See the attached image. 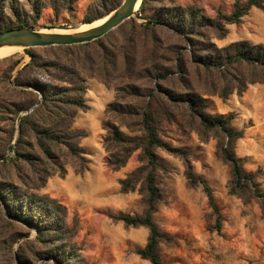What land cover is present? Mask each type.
Listing matches in <instances>:
<instances>
[{
	"label": "rangeland",
	"instance_id": "rangeland-1",
	"mask_svg": "<svg viewBox=\"0 0 264 264\" xmlns=\"http://www.w3.org/2000/svg\"><path fill=\"white\" fill-rule=\"evenodd\" d=\"M0 1L2 21H14L18 15L38 29L74 30L86 25V18L98 13L91 5L95 0H72L69 7L65 0ZM238 1L245 4L247 0H148L145 13L140 14L139 7L129 23L114 29L102 43L113 51L132 40L130 48L136 60L149 58L154 45L159 46L158 53L162 58L158 63L164 70L175 72L170 81L163 82V86L186 94L195 92L202 95L205 110L213 116L233 115L232 124L244 131V136L236 142V154L244 167L255 173L256 184L264 192V82L249 83L243 92L235 89L223 97L220 95L222 88L236 84L235 77L239 73L253 76L250 68L232 69L224 80V75L208 72L196 60L199 59L197 56L207 57L218 52L216 49L221 50L240 41L264 45V11L261 8L251 7L240 22L223 21L224 16L232 14ZM174 8L196 9L205 19L194 23L190 34L189 30L178 26L176 29L158 27L150 35L136 26L145 24L146 16L165 17ZM213 20L220 21L222 26L219 30L210 25ZM34 48L30 50L35 51L37 63L61 64L55 56L62 51ZM94 48L89 50L94 51ZM33 56L32 52L27 55L19 50L0 59V148L6 151L0 160L16 155L20 120L26 111L17 118L16 114L10 113L13 109L1 107L4 101L1 98L5 94L7 100L18 99L16 91L21 88L36 91L35 87L20 86L16 81L18 71ZM19 58L21 62L14 68ZM180 64H183L184 72H176L175 68ZM57 66L49 72L59 74ZM47 74L41 72L44 79H48ZM85 84L90 89L88 101L93 106L99 99L94 92L98 84L90 79ZM104 92L110 96L103 104L111 99L113 87H104ZM185 106L179 105L172 119L162 121L159 127V134L166 143L185 152L184 157L164 148L157 149L162 162L156 171L157 182L163 197L157 204L153 219L161 231L171 237L170 241L159 244L163 264H264V198L254 196L253 191H243L239 195L230 192L231 166L218 150L222 136L199 129L195 120H186L188 112ZM94 117L95 113L91 120H76V126L87 132L81 143L86 151L87 168L82 172L76 171L75 159L69 160L64 175L55 173L43 187L32 191L49 196L65 208L66 224L74 232L71 241L86 264H152L137 253L148 243L149 228L127 225L117 219L119 216H141L145 211L142 181L130 191H123L122 187V181L128 174L142 166L141 150L134 152L124 167L117 170L110 167L107 163L109 153L104 147L107 132L102 125L108 116L102 110L98 120ZM15 126L18 129L14 140L10 141ZM121 129L135 134L126 127ZM185 158L193 173L203 178L212 189L222 214L220 230L217 227L218 215L209 203L204 185L192 184L187 176ZM3 169L0 171L10 172ZM3 219L14 222L23 234L14 244L16 250L21 243L38 235L35 225L8 212L6 202L0 196V255L11 254V245L2 244L5 236L1 226ZM44 262L47 261L40 260L38 264ZM49 262L58 264L52 259Z\"/></svg>",
	"mask_w": 264,
	"mask_h": 264
},
{
	"label": "trees",
	"instance_id": "trees-1",
	"mask_svg": "<svg viewBox=\"0 0 264 264\" xmlns=\"http://www.w3.org/2000/svg\"><path fill=\"white\" fill-rule=\"evenodd\" d=\"M65 1L69 7L72 0ZM147 3L148 0H142L140 14L147 11ZM120 4V0H95L91 5L98 13L86 18L84 22L92 23L111 13ZM253 6L264 11V0H247L245 4L238 1L232 14L222 19L226 23L240 22ZM1 9L0 1V14L3 11ZM146 18L145 24L136 26L147 34L152 35L158 27L176 29L178 26L189 30L190 34L192 25L205 19V16L196 9L174 8L165 17ZM15 19L4 22L0 18V32L33 27L18 15H15ZM130 20L132 18L124 23H129ZM210 25L216 30L222 26L220 21L217 23L215 20ZM111 32L88 43L39 47L62 51V54L55 56L60 60L59 66L54 63H37L35 51L30 50L34 55L32 60L18 71L17 84L39 89L43 98L38 106L21 117L20 134L15 145L16 155L0 160V169L10 171H0V196L6 202L8 212L23 222L35 225L38 235L35 239L21 243L16 250L14 244L23 234L17 230L14 222L3 219L1 226L5 236L2 244L11 245V254L0 255V264H38L40 260L47 261L43 264H50L51 259L58 264H86L71 241L74 232L66 224L65 208L49 196L32 190L43 187L55 173L64 175L69 160L75 159L76 171L82 172L87 168L86 151L81 146L87 133L75 126V117L80 110L88 109L84 99L87 92L85 81L88 78H97L108 86H114L116 90L115 100L106 107L108 120L102 123L107 132L104 147L109 153L108 165L115 170L120 169L128 163L134 152L141 150L142 166L128 174L122 181V187L123 191H130L142 181L145 211L141 216L117 217L127 225L149 228L147 245L137 250L141 257L152 264H163L159 244L161 241L171 240L153 219L157 204L163 197L157 182L156 171L162 166L157 149L164 148L176 155H185L182 149L171 147L159 134L160 123L171 120L181 104L186 105V120H195L199 129L205 132L214 131L222 136L218 150L231 166L230 192L239 195L243 191H253L254 196L264 198V192L256 184L255 173L248 171L236 154V142L244 136V131L232 124L233 115L213 116L205 110L206 104L202 95L165 88L163 82L170 81L175 72L164 70L162 64L158 63L162 58L158 53L159 46L154 45L151 56L142 60H136L132 55V40L113 51L103 46V39ZM94 46V51H90L89 48ZM216 50L218 52L207 57L197 56L199 59L196 60L208 72L224 75V80L232 69L249 67L253 74L247 77L239 73L235 77L236 84L222 88L220 95L227 97L235 89L243 92L249 83L264 82L263 44L240 41ZM20 62L21 58L15 62L14 68ZM55 66L58 67L59 74L53 75L49 71L51 68L55 69ZM175 69L176 72H184L183 64L177 65ZM42 71L48 73V79L41 76ZM16 92L18 99L14 100H7L4 94L1 107L13 109L10 113L19 118L22 111L30 110L39 102L41 94L38 90L24 88ZM122 127L135 134L126 133ZM17 129L16 126L12 128L10 141L14 140ZM10 148L13 149L14 146L11 145ZM5 155L6 151L0 148V157L4 158ZM185 159L187 176L192 184L204 185L209 203L218 215L217 227L220 230L222 214L212 189L203 178L193 173L192 166Z\"/></svg>",
	"mask_w": 264,
	"mask_h": 264
},
{
	"label": "water",
	"instance_id": "water-1",
	"mask_svg": "<svg viewBox=\"0 0 264 264\" xmlns=\"http://www.w3.org/2000/svg\"><path fill=\"white\" fill-rule=\"evenodd\" d=\"M140 1L142 3V0H123V2L116 9L101 18L103 19L109 17L106 22L85 30L73 31L70 33H56L43 31V29L34 27L8 29L0 32V47L19 46L23 48L24 53H26L27 55H31L30 48L34 47L76 45L92 42L94 40L102 38L112 30L116 29L124 22L135 16L139 10L136 9V7ZM36 90L40 92L41 99L33 108L24 111V114L32 111L42 101V92L39 89Z\"/></svg>",
	"mask_w": 264,
	"mask_h": 264
},
{
	"label": "crops",
	"instance_id": "crops-1",
	"mask_svg": "<svg viewBox=\"0 0 264 264\" xmlns=\"http://www.w3.org/2000/svg\"><path fill=\"white\" fill-rule=\"evenodd\" d=\"M88 79L95 80L96 83L98 84L96 86L97 87L96 88V91H94V92H96L98 94V96H99L98 98L99 99H98V101H95L94 102L93 106H91V104L88 101V96H89L90 89H89L88 85L86 84L87 85V92L85 94L84 99H85V103L88 105V109H86V110H80L77 113V115L75 117V120H79V118H80V120H91V117L94 115V113H95V117H94L95 120H98L99 119L100 112L103 110V112L106 115V107H107V105L110 102L114 101L115 98H116V90H115L114 86H108L105 83H103L102 81L98 80L97 78H88ZM104 87H113L112 97L105 104H103V101L106 100V99H108L110 95L105 94ZM103 92H104V94H103ZM106 117H107V115H106ZM75 126H76V122H75ZM78 128L84 129L82 127H78ZM81 146H82V144H81Z\"/></svg>",
	"mask_w": 264,
	"mask_h": 264
},
{
	"label": "bare ground",
	"instance_id": "bare-ground-1",
	"mask_svg": "<svg viewBox=\"0 0 264 264\" xmlns=\"http://www.w3.org/2000/svg\"><path fill=\"white\" fill-rule=\"evenodd\" d=\"M141 6V1L137 4L136 9H138ZM109 19V17L103 18L99 21H96L94 23H86V25L82 27H78L77 29L74 30H69V29H43V31H50V32H56V33H70L73 31H80V30H85L88 28H92L94 26L100 25L104 22H106ZM23 50L22 47L19 46H2L0 47V59L9 56L10 54L14 53L15 51Z\"/></svg>",
	"mask_w": 264,
	"mask_h": 264
}]
</instances>
